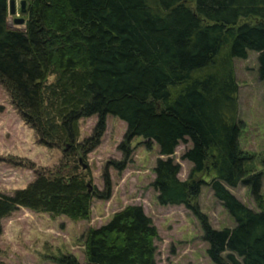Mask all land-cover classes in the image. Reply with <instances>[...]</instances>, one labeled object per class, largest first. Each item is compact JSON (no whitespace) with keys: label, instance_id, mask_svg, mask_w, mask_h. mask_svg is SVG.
<instances>
[{"label":"trees","instance_id":"trees-1","mask_svg":"<svg viewBox=\"0 0 264 264\" xmlns=\"http://www.w3.org/2000/svg\"><path fill=\"white\" fill-rule=\"evenodd\" d=\"M20 11V10H19ZM21 13V12H20ZM24 29L8 26L0 0V84L42 144L85 155L100 142L108 115L126 124L122 161L134 137L156 143L160 158L152 182L161 205H183L203 228L214 264H264L262 174L239 146L238 83L234 60L257 53L264 80V0H26ZM53 76V81L49 77ZM96 116L90 137L77 142L79 120ZM192 166L180 180L173 155ZM202 176L210 177L206 182ZM84 174L39 173L24 188L0 192L1 220L19 207L87 219L92 199ZM248 187L257 210L228 187ZM207 185L234 220L213 228L199 208ZM158 231L139 205H128L85 234V264H156ZM63 264H78L65 257ZM1 264V263H0Z\"/></svg>","mask_w":264,"mask_h":264},{"label":"rangeland","instance_id":"rangeland-1","mask_svg":"<svg viewBox=\"0 0 264 264\" xmlns=\"http://www.w3.org/2000/svg\"><path fill=\"white\" fill-rule=\"evenodd\" d=\"M17 2L19 0H16ZM8 14V26L24 29ZM234 68L238 83L239 118L242 128L239 146L251 156L248 167L251 173L262 174L261 193L264 198V80L258 77L257 53L249 52L246 59H235ZM54 77H49L53 81ZM96 116L79 120V137L82 142L90 137ZM126 124L108 115L100 142L90 152L69 154L67 148L48 147L42 144L37 133L20 116L5 88L0 84V192L11 194L26 187L39 173L71 172L74 167L84 174L88 184L103 191L104 173L111 180L109 198L92 199L87 219H71L64 215H51L24 207L1 220V264H63L65 257H73L78 264H85V234L89 228L108 222L114 213L128 205H139L151 217L158 231L155 240L156 264H214L207 255L208 244L203 240L202 224L183 205H161L152 186L154 166L160 158L158 145L147 146L146 139L134 137L130 142L131 156L125 168L117 171L108 165L111 160L122 161L119 145L124 139ZM189 142L179 143L173 160L180 165L178 178H188L192 164L182 155ZM206 182L210 177L202 176ZM227 188L242 203L257 210L250 190L241 184ZM199 208L215 229L234 225L233 218L214 197L209 186L203 185L198 198Z\"/></svg>","mask_w":264,"mask_h":264},{"label":"water","instance_id":"water-1","mask_svg":"<svg viewBox=\"0 0 264 264\" xmlns=\"http://www.w3.org/2000/svg\"><path fill=\"white\" fill-rule=\"evenodd\" d=\"M7 4H8L9 15H17L16 13L17 5H19V10L21 13H24L26 10V0H19L18 2L16 0H7ZM14 22L16 24H24L25 20L22 16H16L14 18ZM89 189H91L90 185H89Z\"/></svg>","mask_w":264,"mask_h":264},{"label":"built area","instance_id":"built-area-1","mask_svg":"<svg viewBox=\"0 0 264 264\" xmlns=\"http://www.w3.org/2000/svg\"><path fill=\"white\" fill-rule=\"evenodd\" d=\"M18 6V10H19V5H17ZM17 9V8H16ZM17 11V10H16Z\"/></svg>","mask_w":264,"mask_h":264}]
</instances>
